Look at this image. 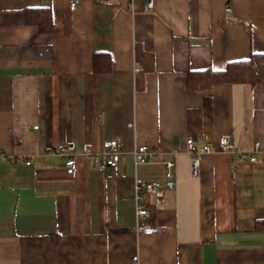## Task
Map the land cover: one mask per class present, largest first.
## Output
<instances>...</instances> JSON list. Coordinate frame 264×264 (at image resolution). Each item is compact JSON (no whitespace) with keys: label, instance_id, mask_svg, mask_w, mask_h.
Wrapping results in <instances>:
<instances>
[{"label":"crops","instance_id":"0c3cea01","mask_svg":"<svg viewBox=\"0 0 264 264\" xmlns=\"http://www.w3.org/2000/svg\"><path fill=\"white\" fill-rule=\"evenodd\" d=\"M70 2L0 0V148L15 157L0 160V264H264L261 151L255 162L205 152L196 176L187 144L264 148V80L187 81L264 53V0ZM33 8L50 9V33L28 22ZM99 51L110 71L94 69ZM114 136L117 172L79 147L71 177L51 153L68 141L100 151ZM137 144L173 159V177L163 162L135 166ZM136 176L164 184L144 200L162 233L133 231Z\"/></svg>","mask_w":264,"mask_h":264},{"label":"built area","instance_id":"2783aa9c","mask_svg":"<svg viewBox=\"0 0 264 264\" xmlns=\"http://www.w3.org/2000/svg\"><path fill=\"white\" fill-rule=\"evenodd\" d=\"M79 1L80 0H71L70 7L76 9ZM154 5L155 0H147L148 8H153ZM227 9L230 10L231 6H228ZM138 70V68H135V71ZM35 127L37 128L38 126ZM187 144L188 150L192 155V172L196 176L200 174V159L201 155L205 152L224 151L229 153L235 160L243 161L249 158L250 161L255 162L258 160L256 152L261 151V158L264 161V148L261 141H256L254 150L250 154L238 151L236 144L228 136H221L215 144H197L195 139L190 137L187 139ZM79 147H81L83 155L90 163L99 164L104 167L107 166L113 172L118 171L124 145L122 140L116 136L105 139L100 151L94 150L90 143H84L83 145H80L76 141L58 143L53 147L51 153L65 156V169L71 177H75L77 174L78 160L76 157V150ZM132 154L135 166L150 162H163L167 167V178L171 179L173 177L175 161L173 159H163L162 154L149 145H135ZM0 160L13 161L15 160V157L10 156L0 148ZM26 162L30 164L31 160H27ZM135 190L136 223L133 227V231L138 235L162 233L164 230L162 227L151 225L146 221V218L149 217L150 213L147 206L144 204V200L147 194H154L156 199L160 201L164 193V184L159 181H146L136 176ZM134 259L137 260L138 255H135Z\"/></svg>","mask_w":264,"mask_h":264},{"label":"trees","instance_id":"16d2710c","mask_svg":"<svg viewBox=\"0 0 264 264\" xmlns=\"http://www.w3.org/2000/svg\"><path fill=\"white\" fill-rule=\"evenodd\" d=\"M39 10V9H38ZM27 10L29 23L40 26L41 32L52 31V16L49 8L40 11ZM103 57V60H99ZM94 69L98 72L112 69L110 55L104 52L94 53ZM264 80V53L254 52L249 58L229 62L224 69L207 68L189 73L188 85L195 89L210 88L217 83H249L255 85Z\"/></svg>","mask_w":264,"mask_h":264}]
</instances>
